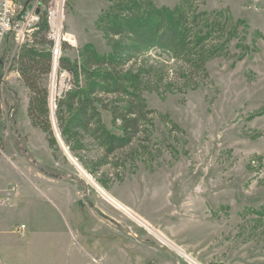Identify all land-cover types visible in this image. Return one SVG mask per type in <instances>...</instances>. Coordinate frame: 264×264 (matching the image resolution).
Masks as SVG:
<instances>
[{
    "label": "rangeland",
    "instance_id": "374dc122",
    "mask_svg": "<svg viewBox=\"0 0 264 264\" xmlns=\"http://www.w3.org/2000/svg\"><path fill=\"white\" fill-rule=\"evenodd\" d=\"M151 1L195 17L202 36L227 15L247 27L238 26L225 43L224 35L208 33L202 45L215 52L193 69L189 54L128 53L129 42L110 36L101 19L111 0H65L66 38L73 44L64 42L62 55L78 62L85 49L121 55L123 72L139 82L153 112L136 138L113 152L81 130L65 142L54 112L56 144L49 146L35 127L31 148L29 92L12 65L0 110L1 148L22 154L28 147L25 154L41 172L70 191L48 206L57 228L67 235L72 228L64 250L70 264H192L182 252L198 264H264V0ZM14 44L12 34L1 38L0 56L9 57ZM49 73L41 82L50 110ZM120 99L109 96L123 105ZM101 123L122 133L108 110H101ZM4 153L0 165L12 169Z\"/></svg>",
    "mask_w": 264,
    "mask_h": 264
},
{
    "label": "trees",
    "instance_id": "16d2710c",
    "mask_svg": "<svg viewBox=\"0 0 264 264\" xmlns=\"http://www.w3.org/2000/svg\"><path fill=\"white\" fill-rule=\"evenodd\" d=\"M40 2L43 6L47 0ZM42 6L32 41L18 48L12 65L29 92L26 114L31 125L40 128L46 134L49 146H54L56 139L51 130L48 87L41 82L42 76L51 70L50 42L45 36L47 24ZM26 7L23 5L22 11ZM101 19L110 36H119L129 42L128 53L157 48L174 56L189 54L193 55L189 58L193 69L202 65L209 52H215L202 45L208 33L224 35L225 43L235 36L238 26L247 27L243 20L234 21L227 15L220 22L217 20L209 25L202 36L195 17L180 9L174 12L158 9L151 0H111L109 11ZM84 52L81 62L67 56L60 58V67L71 73L73 86L56 99L55 118L65 142L72 130H81L105 146L108 152H113L136 138L142 123L153 111L146 107L139 82L129 81L123 72L121 55L97 54L91 49ZM80 75L84 76L82 81ZM109 96L121 98L123 105L116 100L110 101ZM101 110H108L112 121L120 123L121 134L102 125Z\"/></svg>",
    "mask_w": 264,
    "mask_h": 264
},
{
    "label": "crops",
    "instance_id": "0c3cea01",
    "mask_svg": "<svg viewBox=\"0 0 264 264\" xmlns=\"http://www.w3.org/2000/svg\"><path fill=\"white\" fill-rule=\"evenodd\" d=\"M27 123L30 127L25 132L27 143L34 148L28 134L38 129L31 125L29 118ZM20 137L19 132L17 138ZM3 151L14 167L5 169L0 165V197L7 194L12 184L18 192L8 205L0 206V264H70L64 250L66 240L73 239L72 228L69 227V235L57 228L55 212L48 208L50 202L54 205L56 195L60 200L68 199L70 191L57 186L41 172L42 166L25 154L28 147H24L22 154L15 149Z\"/></svg>",
    "mask_w": 264,
    "mask_h": 264
},
{
    "label": "built area",
    "instance_id": "2783aa9c",
    "mask_svg": "<svg viewBox=\"0 0 264 264\" xmlns=\"http://www.w3.org/2000/svg\"><path fill=\"white\" fill-rule=\"evenodd\" d=\"M40 0H36L31 5L27 6L22 11V5L18 0H0V39L5 35L12 34L14 37V49L11 55L7 58L0 56V110L4 107V87L9 69L12 67V59L20 46L32 41V33L37 27L40 20ZM39 9V13H37ZM47 24L45 36L49 40V51L51 54V72L50 74V93L51 81L54 73L56 80V89L51 95L50 105L55 107L54 97L57 92L58 98L62 93L68 91L73 86V78L69 71L60 67V58L64 42L72 43L66 38L67 31L64 26L65 17V0H47V3L42 6ZM59 74V81L57 79ZM56 100V99H55ZM3 150L0 145V153ZM18 188L15 184L8 187V192L5 196L0 197V206H6L10 203L12 197L16 195ZM21 228L24 225L20 226Z\"/></svg>",
    "mask_w": 264,
    "mask_h": 264
},
{
    "label": "water",
    "instance_id": "95a60500",
    "mask_svg": "<svg viewBox=\"0 0 264 264\" xmlns=\"http://www.w3.org/2000/svg\"><path fill=\"white\" fill-rule=\"evenodd\" d=\"M37 13H39V9H37V11H36ZM50 107H51V109H50V111H51V119H52V122H53V117H54V112H55V110L53 109V107L50 105ZM56 136H57V139H58V141L60 142V144H62L63 145V143H62V141H61V139H60V137H59V134H56ZM72 157V156H71ZM74 159V158H73ZM84 174H86L87 175V173L86 172H84ZM89 176V175H88ZM182 252V251H181ZM182 255H184L192 264H198L194 259H192L191 257H189L188 255H185L183 252L181 253Z\"/></svg>",
    "mask_w": 264,
    "mask_h": 264
},
{
    "label": "bare ground",
    "instance_id": "6f19581e",
    "mask_svg": "<svg viewBox=\"0 0 264 264\" xmlns=\"http://www.w3.org/2000/svg\"><path fill=\"white\" fill-rule=\"evenodd\" d=\"M55 89H56V80H55V76H54V73H53L52 81H51V95H53Z\"/></svg>",
    "mask_w": 264,
    "mask_h": 264
}]
</instances>
